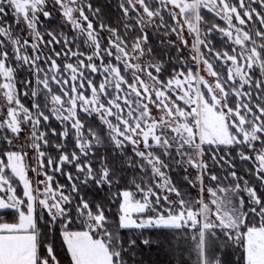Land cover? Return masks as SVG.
Returning a JSON list of instances; mask_svg holds the SVG:
<instances>
[{
	"label": "snow or ice",
	"instance_id": "obj_1",
	"mask_svg": "<svg viewBox=\"0 0 264 264\" xmlns=\"http://www.w3.org/2000/svg\"><path fill=\"white\" fill-rule=\"evenodd\" d=\"M153 2L160 5L168 4L169 0ZM140 4L144 14L157 18L148 7V0H140ZM205 4L207 6L202 5L203 9L214 13L226 24V27L214 25L208 32L218 31L231 45L238 46V49L233 47L230 54L228 50L213 51L214 45H208L203 39L200 41L199 50L216 61L213 64L205 56L202 63L211 69L209 74L220 94L217 95V91L201 76L200 88L203 91L197 95L194 87L196 76L188 61L181 58L177 66L172 58L167 66L148 65L153 87L149 89L143 77L140 78L143 86L137 89L135 99L140 100L137 105L128 99L133 95L131 89L125 93L123 100L119 99V95L128 88L127 82L113 89L105 82L110 71L104 67L106 61H115L117 72L125 66L116 55L112 36L107 37L108 48L103 53L99 52V42L104 38L100 35L93 37L92 32L111 31V27L105 28L98 20L99 30L95 28L89 14L98 18L100 10L93 9L91 0L86 4L81 0H0V92L12 87L13 81L16 88V98H5L9 107L2 110L4 115L0 117V212L12 213L16 217L14 222H0V264H61L52 244H44L45 233L41 230H51L57 225L61 226L69 264H129V257L134 261L135 252L132 250L137 247L136 240L130 235L125 246L120 230L143 235L145 229L170 234L169 251L175 264H190L184 255L189 245L196 264H225L221 250L229 244L241 249L236 264H264V0H205ZM120 9L125 15L129 14V9L138 14L131 4ZM166 11L167 7L160 8L161 13ZM54 14L71 26L74 36L49 30L45 20L51 23ZM168 16L173 23L177 22L172 12L168 11ZM133 23L140 30L137 41L142 38L147 44L150 35L143 27L144 22ZM160 27L167 25L161 24ZM125 30L136 29L125 26ZM173 34L178 35L175 31ZM116 35L119 36L118 29ZM80 40L89 50L88 54L80 50ZM170 43L176 47L175 42ZM180 43L187 47L186 40L182 39ZM72 45L76 46V50ZM246 45L252 46L251 52L240 50ZM57 46L60 51L56 50ZM92 49L96 50L95 56L90 54ZM136 51L151 57L154 50L150 46L145 49L137 43ZM191 60L197 66L195 56ZM69 61H78L79 67ZM217 65L223 71H218ZM53 67L65 78L64 86L70 84L75 88L79 84L80 93H97L102 105L109 108V120L116 119L117 115L113 111L115 105L111 103L113 91L117 94L116 103L127 106V110L122 107L118 113L121 119L117 135L109 139L113 141V148L122 155L130 144L132 156L139 161L135 167L132 161L126 162L140 173L133 176L128 185H121V178H117L115 171L106 166V158L99 164L88 160V156H95L96 152L85 151L73 122H67L66 128L62 117L39 115L33 119L30 113L41 111L39 106L28 107L20 103L22 96L29 95L28 89L34 86L43 89L44 85L37 78ZM22 70L28 71V79L16 78ZM130 71L132 69H125V72ZM120 74L123 76L125 73ZM97 76L101 78L99 83L94 79ZM53 82L61 87L57 81ZM233 100L235 104L231 102ZM181 102L189 109L187 113L180 109ZM81 103L94 102L90 101V96H85L77 103V112L88 115L80 108ZM150 105L158 112L163 110L170 115L179 112L178 118L185 121L191 118L194 123H199L202 120L204 139L201 147L224 150L222 155H217L216 151L205 152L203 156H211V162L202 159L197 163L195 159L182 155L184 150L194 151L192 144L199 140L195 135L189 139L181 137L179 147L173 146L174 140L168 141L167 150H160L169 158L176 153V159L181 163L187 160L188 167L197 172L196 178L185 179L192 187L199 185L203 192L206 180L218 185L215 189H206L212 198L207 204L202 205L199 199L191 197L186 199L185 193L169 183L170 177L166 178L168 165L161 161L159 155L152 158L154 150L160 148V143L167 138L159 135L164 131L162 128L149 130L148 124L157 119ZM100 106L97 104L98 108ZM22 107H26V111H19ZM139 109L146 110L142 118ZM129 112L131 115H128ZM125 115H128L127 120L123 119ZM50 118L60 123L61 131L51 128ZM219 118H223L231 130L226 143H215L217 137L207 126L210 119ZM76 120H79L78 115ZM184 127L187 129L189 126L185 124ZM85 131L81 122L80 132ZM138 132H143L139 140L135 135ZM88 135L91 140V133L88 132ZM22 136L24 139L21 142ZM52 137L58 138L59 142H54L50 139ZM69 138L74 145L71 150L67 146ZM48 147L56 150L55 156L44 150ZM29 151L35 154L31 159L36 161L35 167L31 168L25 163ZM233 153L241 164L250 165L245 167L244 175H238L239 168ZM155 164L160 167H154ZM217 165L226 175L216 174L213 167ZM68 166L75 172L67 171ZM29 171L37 177L43 175L44 179L33 181L28 176ZM58 175L65 177L68 183L61 184ZM225 181L229 186L221 187ZM161 184L168 185L166 195L161 194L164 191ZM19 186H22V195L18 194ZM90 186L98 190L107 188L110 193L108 203L117 205V212L113 214L115 218L109 217L107 213L111 212V208L106 209L103 202L96 203L86 198L85 190ZM113 188L116 191L113 192ZM229 193L235 200L231 207ZM209 216L211 219L206 220L205 217ZM77 219L82 230H70ZM253 220H258V223ZM189 232L191 236L187 235ZM141 243L149 245L151 241L143 239Z\"/></svg>",
	"mask_w": 264,
	"mask_h": 264
},
{
	"label": "rangeland",
	"instance_id": "obj_2",
	"mask_svg": "<svg viewBox=\"0 0 264 264\" xmlns=\"http://www.w3.org/2000/svg\"><path fill=\"white\" fill-rule=\"evenodd\" d=\"M82 3L86 4L85 0H81ZM149 5L148 7L153 10L154 15L157 17L156 19H152L150 16L144 14V10L141 7L140 0H132L129 1V4L134 5L137 9L138 14L136 13V18L134 17L133 20H136L137 22L143 21V27L147 31L152 30L155 32V34H160L162 38H164V41L166 42H175L176 44H179L181 48H184L186 50L187 55L182 56L184 60L188 61V64L190 67H194L195 69V76H196V84H195V92L197 95H199L203 89L200 88V77L204 76V78L207 80L208 84L212 86V89L214 91L216 90V85L214 83V80L212 76L209 74L211 72L210 68H206V66L202 63L205 56H208V53L202 52L199 50V44L201 39L206 40L205 35L201 33L200 27H199V9L203 8V6H207L205 4V0H169L168 4H160L157 5L153 2V0H148ZM174 5V6H173ZM152 7V8H151ZM167 7L168 11L172 12L174 17L177 18V22L173 23L172 20L168 16V11L161 13L160 8ZM210 12V11H209ZM212 13V12H211ZM86 14L87 10H86ZM214 14V13H212ZM55 15V14H54ZM89 18L92 19V15L89 14ZM43 20L44 18L41 17ZM221 20V19H220ZM222 21V20H221ZM59 22L62 23L67 30L72 32L73 34L70 35L74 36L75 32L71 29V26L64 23V20L62 17L59 18ZM222 27H226V24L224 21ZM235 23V21H234ZM167 25L165 28H161L160 25ZM155 25V27H153ZM162 30V31H160ZM178 33V35H174L173 32ZM97 35H100L98 32H92V36L95 37ZM112 36L113 37V43L116 45L117 48V57L123 61L125 69H132L130 72H125V69H121L120 72H117L115 67V61L108 60L105 62L104 67H107L110 69L109 75L106 78L105 82L108 84L110 89L113 88H120L123 82H127L128 88H125L124 91L119 95V99L123 100L125 98V93L128 92L129 89H131L133 95L128 96V99L131 102L136 103L137 105L140 103V100L135 99V96L137 95V89L141 88L143 85L140 82V78L143 77L144 83L147 85L149 89L153 87V80L148 75V65L153 66H160L161 64L159 62H156L151 57L143 56L141 52H137V43L140 45H143V47L146 49V45L144 40L141 38L138 41L134 40L131 43H125L119 36L116 35L114 31H107L106 35L103 37L104 39H101L99 42V52L103 53L108 48V42L107 37ZM221 36V34H220ZM223 40L229 45V48L232 49L233 47H236L238 49V46L231 45V43L227 40L226 37H223ZM187 41V47H183L180 43L181 40ZM241 39H243V34H241ZM207 41V40H206ZM93 44L96 43L95 39L92 41ZM80 44V50L82 52H85V54H88L89 50L86 48V46L83 44V41H79ZM209 45V43H208ZM73 50H76V46H71ZM57 48L60 51V47L57 46ZM57 50V49H56ZM241 51L251 52L252 46L246 45L244 48L240 49ZM58 51V50H57ZM206 51V49H205ZM90 54L95 56L96 50L92 49L90 51ZM231 54V51H230ZM195 56L197 61V66L192 62L191 57ZM131 57V59H129ZM186 57V58H184ZM208 59L212 61V58L208 56ZM76 63L79 67L78 61H69ZM60 63V61H58ZM143 69V70H141ZM124 72L125 74L122 76L120 73ZM71 75V74H70ZM135 77V79H133ZM37 79L40 80V83L44 85L43 89L40 87H32V95L35 98L36 96L40 97L45 101L46 107L52 114V116H58L62 117L63 121L65 122V127L67 128V122L71 121L74 123V125L77 127V133L76 135L81 140V143L85 145V151L88 152V145L89 141L86 139L85 135L80 132V124L81 122L79 120H76L77 116V103L81 101L85 96H90V101L94 103H81L80 108L87 111L89 114L88 116H91L92 113H95L93 115L96 117L99 122L104 121L105 123H101L107 130L110 137H115L117 135L116 129L120 128V124L118 121L121 119V117L118 115L121 108H125L127 110V106L120 105L116 103L117 100V94L115 91L111 93V103L115 105V108L113 109L114 113H116V119L109 120L108 119V112L109 108L104 107L100 101L99 95L97 93H80L79 88L80 85L77 84L75 88H73L70 84L67 86H64V80L65 78L61 76L58 72H56L55 67L50 72H47L42 77H38ZM91 79V77H89ZM97 83L100 82V77H94ZM53 81H57L61 87H57V83H54ZM12 87L8 88L7 91L0 92V117L4 115L3 109L6 107H9L8 104L5 103V98L8 100H14L16 98V88L14 82H12ZM69 93H71L69 95ZM220 93L217 91V95ZM145 100L147 97L144 98ZM97 104H100L101 106L98 108ZM180 106V105H179ZM199 108V104L197 105ZM152 107V113L157 118L156 121H152L148 124L149 130L152 128H162L164 131L162 133H159L160 136L166 137L167 140L162 141L161 143L167 146L168 141H175L173 144L174 147L180 146V139L181 137L185 139H189L192 135H195L196 137H199V140L194 141L192 144V148L194 149L195 157L197 158V163L201 162V143L203 142L204 136V122L201 120L199 123H194L193 119H189L187 121L183 119H179L178 116L180 115L179 112H176L174 115H170L167 112H164L161 110L158 112L153 106ZM197 108V109H198ZM180 109L187 113L189 109L185 108L184 104L181 102ZM135 110V109H134ZM19 111H26L25 107H22L19 109ZM141 112V118L143 114L146 112L145 109H139ZM173 111L175 112V105H173ZM84 113V112H81ZM31 117L35 119L37 116L33 113H30ZM87 115V114H86ZM128 115H131L129 112ZM128 115H125L123 117L124 120L128 119ZM215 115V114H213ZM198 119V118H197ZM231 122V118H228V123ZM187 124L189 127L185 129L184 125ZM13 126H15V121H13ZM207 126L212 130L213 135L217 137V140L215 143H226L227 137L229 135V132L231 131L226 124L224 123L223 118L219 119H210L207 122ZM169 129H172L173 131H169ZM176 133H179V135H176ZM143 134V132H138L135 135L137 136V139L139 140V137ZM211 137H209L210 139ZM24 137H21V142L23 141ZM113 142V141H112ZM160 143V144H161ZM142 147V146H141ZM35 154L29 151V158H26L25 163L28 165L29 168L35 167L36 161L34 159H31L32 156ZM182 155L187 156L189 158L193 157V155H188L182 152ZM152 158L155 159V157L152 155ZM184 165L186 166L189 176L192 178L197 177V172L193 169L188 167L187 160L184 161ZM154 167H160L159 164H155ZM28 176L33 181L39 179L43 180L44 176L41 175L37 177L35 173L29 171ZM167 178V177H166ZM22 187V186H21ZM42 187V186H41ZM167 184H161V188L164 189V191L161 192L162 195L167 194ZM209 188V187H208ZM197 195L198 199L200 200L201 204H207L212 198L210 194L207 192V190L201 192L200 186L197 187ZM172 200H175L174 197H171ZM209 207H211L209 205ZM213 211H215V208H213ZM205 219H211V217H205ZM233 246V245H232ZM235 247V246H234Z\"/></svg>",
	"mask_w": 264,
	"mask_h": 264
},
{
	"label": "trees",
	"instance_id": "obj_3",
	"mask_svg": "<svg viewBox=\"0 0 264 264\" xmlns=\"http://www.w3.org/2000/svg\"><path fill=\"white\" fill-rule=\"evenodd\" d=\"M129 1L132 0H91V4L93 9H99L100 14L99 17H93L92 20L94 22V26L97 30H99V21H102L104 27H111V31L116 33V30H119V37L127 43H131L134 40H137V37H140V30L137 29V24L133 23V18H136V13L131 12L129 9V14L125 15L121 11V6L128 7ZM87 3L88 0H85ZM149 5V2H148ZM152 8V7H151ZM199 27L201 33L205 35V38L209 45H214L215 48L213 51H222L228 50L229 52L231 49L229 45L223 40L220 36L218 31H214L209 33L208 31L214 26L217 25L219 27L223 26V22L216 17L214 14L205 10L203 8L199 9ZM11 22V21H9ZM49 30L55 29L57 31H63L67 33L69 36L73 33L67 30V28L59 22V18L55 15L51 23L45 20ZM125 26L128 29H136L135 31H126ZM43 30V29H42ZM162 31V30H160ZM253 33L255 32V26L252 27ZM98 32V31H97ZM107 32V31H106ZM106 32H101L100 36L104 37ZM150 39L146 45V48L149 46L154 50L151 56L156 62L167 66L169 64L170 59L174 58L176 60L177 66H179V60L182 56H186V50L181 48L179 44H176V47H172L171 43L164 41V38L160 34H155L152 30H149ZM163 41V43H161ZM259 43V42H258ZM58 51L59 49L56 48ZM211 57V56H210ZM186 58V57H184ZM212 58V57H211ZM183 59V58H182ZM213 64H216V61L212 58ZM171 70V69H169ZM192 70L195 73V69L192 66ZM218 71H223V69L217 65ZM226 71V69H224ZM18 80H26L29 78L28 71L22 70L18 72L17 77ZM165 79L167 76L164 77ZM14 82V81H13ZM15 84V82H14ZM22 87V86H21ZM24 89L21 88V92ZM255 91V89H253ZM29 95L27 97H21L20 103L24 106L31 107V105H38L41 111L33 110V113L36 116L39 115H49L50 117L52 114L46 107L45 101L40 97L36 96L35 98L32 95L31 88L28 89ZM233 104L236 101H231ZM181 106V104H180ZM26 108V107H25ZM47 109V111H42ZM77 115L79 116V121L83 123L84 128L86 131L83 133L86 139L89 141V145L94 147H88V152L95 151V156H88V160H95L97 164L106 158L107 160V167H111L117 176V178H121L120 182L122 186L128 185L129 181L133 178V176H139L140 173L134 170L135 164L139 163L135 157L132 156L131 145L129 144L126 149L123 150V155L117 152L116 149L113 148V142L109 139L110 135L108 134L106 128L99 122V120L94 116H88L84 113L78 112ZM51 128H55L57 132L61 131V125L58 121L54 118H50L49 121ZM70 131V129H68ZM88 132L91 133L92 139H89ZM54 142H59V139L56 137L50 138ZM68 149L71 150L74 145L71 138L67 141ZM161 149L167 150V146L164 144H160V148L155 149L153 156L156 157L157 155L160 156L161 161L168 165V170L166 172V177L169 178V183L175 185L176 188H179L181 192L185 193V198L191 197L193 200L198 199L197 195V187H192L189 183L185 181L186 177H190L184 162L181 163L179 160L176 159V153H172V157L169 158L161 154ZM201 159L209 160L211 162V156H203V153H213L216 151L217 155H222L223 149L215 150L214 147H201ZM46 152L50 153L51 155H56V150L53 147H48L44 149ZM184 153L188 155H193L192 159L197 161L195 157L194 151H187L184 150ZM233 156L236 159L237 167L239 168L238 175H244L245 167L250 165L241 164L239 162V158L233 153ZM132 161L134 167H130L126 162ZM98 166V165H95ZM219 165L213 167V170L216 171L218 176L226 175L224 171L219 170ZM67 171L75 172V169L68 166L66 168ZM247 178V177H246ZM57 179L60 181L61 184H66L68 181L65 177L57 176ZM147 180V176L144 177ZM139 182V180H137ZM221 187H228V182L225 181ZM20 187V191L18 194L22 195V187ZM211 187L213 189L217 188L218 185L214 183H209L207 180L205 181L204 188L205 190ZM112 191H116L115 188ZM85 195L87 199L92 200L93 202L100 203L103 202L105 208H111V212L107 213L110 218H115L114 213L117 212V205L116 204H109L108 201L110 200V193L108 192L107 188L105 187L103 190H98L94 186H90L88 190H85ZM175 198V197H174ZM238 199V198H237ZM229 206L231 207L232 204L235 203L233 199L232 193L228 195ZM199 209H197L198 211ZM75 215V214H74ZM16 219L15 215L12 213H2L0 212V222H14ZM254 223H258V220H253ZM60 225H57L53 229L42 228L41 230L45 233L44 235V244L51 243L54 249V253L57 259L61 262V264H69L67 250L62 239ZM70 230H82L80 221L77 219L71 226ZM120 235L123 238V242L125 246H127L129 236L131 235L132 239L136 240L137 247L132 251L135 252L134 261L132 257H129V264H175V259L169 251V239L170 234L163 231L152 230V229H145L143 231V235H139L138 233L133 234L130 233L129 230H120ZM187 235L191 236L192 233L189 232ZM143 239H150L151 243L149 245H144L141 243ZM223 259L225 264H236L237 258L241 255V249L232 246L229 244L228 247L223 248L222 250ZM185 259L190 261V264H196L195 256L191 254V245H189L188 251L185 252Z\"/></svg>",
	"mask_w": 264,
	"mask_h": 264
},
{
	"label": "built area",
	"instance_id": "obj_4",
	"mask_svg": "<svg viewBox=\"0 0 264 264\" xmlns=\"http://www.w3.org/2000/svg\"><path fill=\"white\" fill-rule=\"evenodd\" d=\"M197 108H198V106H197ZM193 110L195 111V110H197V109H193Z\"/></svg>",
	"mask_w": 264,
	"mask_h": 264
},
{
	"label": "crops",
	"instance_id": "obj_5",
	"mask_svg": "<svg viewBox=\"0 0 264 264\" xmlns=\"http://www.w3.org/2000/svg\"><path fill=\"white\" fill-rule=\"evenodd\" d=\"M66 247V246H65Z\"/></svg>",
	"mask_w": 264,
	"mask_h": 264
}]
</instances>
